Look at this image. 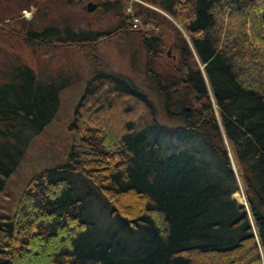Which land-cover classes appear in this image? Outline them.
Returning a JSON list of instances; mask_svg holds the SVG:
<instances>
[{"label": "trees", "instance_id": "16d2710c", "mask_svg": "<svg viewBox=\"0 0 264 264\" xmlns=\"http://www.w3.org/2000/svg\"><path fill=\"white\" fill-rule=\"evenodd\" d=\"M128 2L102 0L99 9L115 16ZM149 3L177 23L203 68L195 67L190 47L168 18L132 3L133 16L156 30L133 29L131 17L120 13L141 38L144 72L167 119L181 125L159 126L153 104L127 80L92 75L67 128L66 165L37 173L13 215L0 217V264H264V0ZM20 21L18 35L36 47L94 45L114 34L75 35L66 25L35 31L36 23L23 19L13 25ZM8 22L0 28L10 34ZM159 29L169 39L176 36L172 45L163 43ZM160 44L172 47V70L181 72L180 79L156 70ZM18 61L0 75V191L58 102V89L40 84ZM185 91L197 98V108L179 110L187 103ZM227 147L245 205L231 198L238 185ZM71 173L100 194L111 226L97 227L86 196L72 188Z\"/></svg>", "mask_w": 264, "mask_h": 264}, {"label": "rangeland", "instance_id": "374dc122", "mask_svg": "<svg viewBox=\"0 0 264 264\" xmlns=\"http://www.w3.org/2000/svg\"><path fill=\"white\" fill-rule=\"evenodd\" d=\"M86 1L91 0H82L80 3L77 0H0V23L5 24L9 21L7 28L10 30L9 34L0 28V75L9 73V67H12L15 60H19L18 62H23L34 73L40 84L49 83L55 89H58L57 109L53 118L41 132L29 139L27 148L16 169L6 179L0 191V217H11L13 215L19 195L27 182L37 173L66 165V156L69 148L67 128L71 124L74 109L84 91L85 85L92 75L109 74L113 77L127 80L153 104L155 109L154 119L159 126L169 129L181 125L179 119H167L164 102L156 93L155 85L148 80L144 72L146 52L141 38H137L136 33L138 32L131 31L121 16V14L125 15L130 11L133 2L129 3L131 7L129 6L128 10L123 8V12H120L121 14L115 12V16H112L103 14L102 10L99 9V7H102V4H100L102 0L90 2L95 4V8L97 6V11L95 13L92 12L93 14H88L84 9ZM133 1H142L144 7L154 10L165 19L168 18L180 31L185 42L190 45L189 39L184 35L177 23L166 16L156 5L149 3V0ZM22 19L25 22H35L36 26L33 27L35 31H40L46 26L52 28L56 26L61 29L63 25H66L75 35L87 32L92 36L97 34L104 35L107 32H114V34L94 45L78 44V46L71 47L57 46L54 42H46L40 47H36L31 44H25L22 36L18 35L17 28L22 21L14 25L13 23ZM146 25L148 30H156L151 24L143 23L142 21V26L146 27ZM22 26L24 25L22 24ZM117 27H122L124 29L123 32L119 31ZM167 27L169 26L167 25ZM11 31L15 35L11 34ZM160 36L163 38L164 34ZM175 37L174 34L171 35L169 39L171 45L175 41ZM52 43L55 47L50 46ZM161 47L160 66L156 70L160 74H173L177 80L180 79L181 72H173L172 70L175 65L171 58L174 55L172 47L166 48V46L162 45ZM168 50H171V55L166 58L164 54ZM190 51L195 67H198L200 72L203 73L202 65L194 55L192 47H190ZM1 78L2 76H0V82ZM185 94L187 103L179 106V110H189V104L191 108H197L199 103H194L196 102L195 99H191L186 91ZM208 98L209 100L211 99L210 92L208 93ZM211 101L212 99L210 104ZM211 107L217 120V125L220 126L213 102ZM171 109L172 112H176L175 108ZM165 136L168 135L165 134ZM200 149V145L197 146V150L200 151ZM172 150L173 148L168 146V152ZM227 152H229L231 157L228 147ZM233 168L238 192L234 193L231 198L237 204L245 205L242 184L235 166ZM212 169H215L214 165ZM69 177L74 192L76 193L77 191L80 195L86 196L87 213L89 216L92 215L91 219L96 221L97 227L105 230L108 226H111L113 220L109 218L100 194L90 186L81 174L71 173Z\"/></svg>", "mask_w": 264, "mask_h": 264}, {"label": "water", "instance_id": "95a60500", "mask_svg": "<svg viewBox=\"0 0 264 264\" xmlns=\"http://www.w3.org/2000/svg\"><path fill=\"white\" fill-rule=\"evenodd\" d=\"M95 8V4H92V3H90V2H88V3H86V5L84 6V9L86 10V11H88V12H91L93 9ZM162 33V31L161 30H159L158 32H157V34L158 35H160ZM169 32H164V37H163V42L165 43V44H168V39H169ZM190 46V45H189ZM170 55V51L168 50V51H166V56H169ZM232 169H233V171H234V168L232 167Z\"/></svg>", "mask_w": 264, "mask_h": 264}, {"label": "bare ground", "instance_id": "6f19581e", "mask_svg": "<svg viewBox=\"0 0 264 264\" xmlns=\"http://www.w3.org/2000/svg\"><path fill=\"white\" fill-rule=\"evenodd\" d=\"M137 3H140V1H136ZM142 5H144L143 3H142ZM126 9L128 10V4L126 5ZM128 12V11H127ZM130 17H131V24H132V28L133 29H145V30H147V25H146V27L145 26H142V24H141V21H140V19L139 18H137V17H134L133 15H132V13H130V12H128L127 13ZM133 20H135L136 22L134 23L133 22ZM159 30H161V29H159ZM158 30V31H159ZM157 31V32H158ZM162 31V30H161ZM161 34H164V32L162 31V33ZM160 34V35H161ZM236 197V196H235Z\"/></svg>", "mask_w": 264, "mask_h": 264}, {"label": "flooded vegetation", "instance_id": "af4514ba", "mask_svg": "<svg viewBox=\"0 0 264 264\" xmlns=\"http://www.w3.org/2000/svg\"><path fill=\"white\" fill-rule=\"evenodd\" d=\"M87 2H91V1H86L85 3H87ZM85 6V5H84Z\"/></svg>", "mask_w": 264, "mask_h": 264}, {"label": "built area", "instance_id": "2783aa9c", "mask_svg": "<svg viewBox=\"0 0 264 264\" xmlns=\"http://www.w3.org/2000/svg\"><path fill=\"white\" fill-rule=\"evenodd\" d=\"M133 22L135 23L136 21H135V20H133Z\"/></svg>", "mask_w": 264, "mask_h": 264}, {"label": "crops", "instance_id": "0c3cea01", "mask_svg": "<svg viewBox=\"0 0 264 264\" xmlns=\"http://www.w3.org/2000/svg\"><path fill=\"white\" fill-rule=\"evenodd\" d=\"M195 99H197V98H195Z\"/></svg>", "mask_w": 264, "mask_h": 264}]
</instances>
